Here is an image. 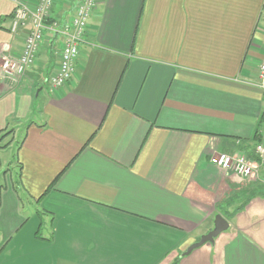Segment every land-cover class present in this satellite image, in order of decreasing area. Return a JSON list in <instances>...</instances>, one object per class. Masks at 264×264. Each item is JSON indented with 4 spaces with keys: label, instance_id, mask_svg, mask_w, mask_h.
<instances>
[{
    "label": "crops",
    "instance_id": "1",
    "mask_svg": "<svg viewBox=\"0 0 264 264\" xmlns=\"http://www.w3.org/2000/svg\"><path fill=\"white\" fill-rule=\"evenodd\" d=\"M14 7L0 0V52L18 56ZM63 46L45 30L22 76L0 73V264H264V163L246 179L211 162L264 144V0H97L53 89ZM217 214L229 228L183 254Z\"/></svg>",
    "mask_w": 264,
    "mask_h": 264
},
{
    "label": "built area",
    "instance_id": "2",
    "mask_svg": "<svg viewBox=\"0 0 264 264\" xmlns=\"http://www.w3.org/2000/svg\"><path fill=\"white\" fill-rule=\"evenodd\" d=\"M55 0H37L34 9L28 0H13L11 31L29 26L25 37L24 48L20 55L0 52V73L9 79L22 76L33 65L36 54L44 37L45 30L60 34L64 37V46L61 51V60L58 69L50 77L53 89L61 88L75 76L76 59L79 54V45L84 41L88 22L97 0H81L76 7V14L69 22L61 23L51 18V8ZM257 86L264 91V56L258 67ZM258 161H254L239 153H213L211 162L221 167L225 172H234L246 179L259 176L260 164L264 163V144L258 143L255 147Z\"/></svg>",
    "mask_w": 264,
    "mask_h": 264
},
{
    "label": "water",
    "instance_id": "3",
    "mask_svg": "<svg viewBox=\"0 0 264 264\" xmlns=\"http://www.w3.org/2000/svg\"><path fill=\"white\" fill-rule=\"evenodd\" d=\"M228 228V220L225 219L221 214H217L214 220V227L207 233L203 234L197 241L189 245L188 248L183 252V254H189L194 249L199 248L206 243H214L215 238Z\"/></svg>",
    "mask_w": 264,
    "mask_h": 264
},
{
    "label": "rangeland",
    "instance_id": "4",
    "mask_svg": "<svg viewBox=\"0 0 264 264\" xmlns=\"http://www.w3.org/2000/svg\"><path fill=\"white\" fill-rule=\"evenodd\" d=\"M22 137V132L20 131L17 136H15V142L14 145L17 143L18 140H20ZM6 158L8 159V161L10 162L8 165V173L6 174V179L5 182L10 181L11 179L15 180L17 177V171L18 168L16 166L17 161L14 157V151L13 150H8L7 152H5ZM0 178L2 180L3 175H0ZM12 182V181H10Z\"/></svg>",
    "mask_w": 264,
    "mask_h": 264
},
{
    "label": "trees",
    "instance_id": "5",
    "mask_svg": "<svg viewBox=\"0 0 264 264\" xmlns=\"http://www.w3.org/2000/svg\"><path fill=\"white\" fill-rule=\"evenodd\" d=\"M178 261H179V259H176L173 264H178Z\"/></svg>",
    "mask_w": 264,
    "mask_h": 264
}]
</instances>
